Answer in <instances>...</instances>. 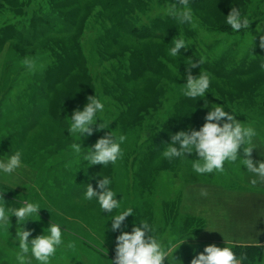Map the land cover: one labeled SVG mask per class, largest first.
<instances>
[{
    "label": "rangeland",
    "instance_id": "rangeland-1",
    "mask_svg": "<svg viewBox=\"0 0 264 264\" xmlns=\"http://www.w3.org/2000/svg\"><path fill=\"white\" fill-rule=\"evenodd\" d=\"M49 1H36L33 12H38L40 6L47 10ZM91 1H81L83 11ZM119 1V7H124L125 14L133 16L135 10L138 11L135 7L129 11L134 5L133 0ZM141 1L146 10L140 15L139 26L146 27L148 24L158 27L163 35L159 31L146 30L149 71L142 73L133 83H124L121 78L129 72L131 62L140 63L141 60L134 55L130 57V47L125 49V38L120 42L108 40L107 34L114 31L111 15H106L101 7L95 8L92 13L87 11L85 15L88 19L82 34L84 42L81 43L94 95L104 104L103 111L97 113L96 123L111 121L108 128L94 130L91 136L80 140L78 133L71 135L67 129L72 115L62 112L57 119L60 129L54 126L46 132L36 127L27 133L24 140L22 137L19 139L20 131L31 116L30 107H25L23 111L19 105L30 104L38 86L35 83L36 87L32 88L31 84L39 83L38 78H43L47 71H58L56 65L62 60L56 57L60 53L58 49L56 52L53 50L56 54L51 56L45 51H28L27 56L36 61L35 68L31 70L22 61L18 64L17 60H12L9 74L15 83L1 109L0 161L6 162L17 148L22 153V159L21 167L13 173L6 174L0 170V192H3L0 194L5 206L19 208L24 202L40 205L39 217H33L39 220H29L21 225L25 230L32 231L29 241L44 234L51 222L61 226L63 243L50 258V264H114L116 237L121 232H131L134 226H139L140 219L157 228V235L169 252V259L174 252L173 257L182 264H191L194 256L210 244L220 248L229 246L236 255H245L247 258L242 264L257 259L259 262L258 256H254L256 253L250 252L251 247L240 244L264 245V226L257 225L252 218L242 221L231 219L234 217L226 205L228 200L235 201L253 193L260 194L264 199V188L235 190V182L230 181L252 176L245 166L238 167L239 159L236 164L226 162L223 173L198 176L191 168L192 161L198 158L195 152L186 154L188 159L176 158L171 162L163 157L162 152L171 143L170 134H175L174 115L185 117V120L182 119L184 122L178 121L182 125L175 130H199L205 123L206 114L216 104L224 106L229 114L237 113L235 118L238 121L259 133L253 139L257 148L253 149L252 158L264 161V149L260 145L264 144V68L261 67L264 64V48L259 46L260 36L264 35V0H208V7L203 12L206 16L210 14L211 18L196 13L191 7L192 22L183 24L168 14V6L175 0ZM59 4L60 1L56 0L57 7ZM233 7L240 10L242 17L251 20L249 29L234 32L226 20L217 19L222 12L227 16ZM198 8L202 9L200 5ZM2 15L4 18L0 24L8 19L14 23L9 13ZM26 18L28 15L16 19L20 22H16L15 26L23 23L25 27L24 31L18 29L16 33L29 34L30 25ZM171 19L172 26L165 28L163 25ZM258 26L261 29L259 32ZM174 37L186 41L190 57L193 55L197 60L202 58L204 61L201 66L191 69L193 76H198L201 70L210 74V88L203 98L194 100L183 94V84L187 83V61L181 54L176 57L169 55ZM132 44L131 49L141 47L137 41ZM73 89L83 91L77 81V84L63 90V94ZM153 98L156 105L152 104V108L144 111V116L138 119L142 114L135 115L142 106L139 103L147 107ZM192 100L198 108L190 102L184 104ZM129 101L133 102L130 108ZM86 103L84 100L73 108L82 107L83 110ZM185 113L189 115L185 116ZM92 127L95 129L96 125ZM110 132L114 136H126L121 144L122 158L115 165L88 166L84 160L87 151ZM78 141L82 148L79 154L72 148V144ZM159 144L163 148L156 150ZM23 150H27L26 154ZM240 155L243 156L242 149ZM103 176L111 179V187L118 193L116 199L121 200L119 211L134 208V215L127 217L121 230L115 232L111 230L110 220L116 214L115 210L111 214L104 212L95 198L91 201L84 199L87 184H91L94 178L98 182ZM201 189L207 190V197L200 195ZM246 191L250 193L243 195ZM260 210L263 215L264 204H261ZM255 217L264 225V216ZM10 224L9 229L0 225V264H16L19 246L18 241L13 243L17 230L15 216L10 217ZM184 239L185 242L181 243ZM29 259L32 264H38L30 254ZM164 264H169L167 257Z\"/></svg>",
    "mask_w": 264,
    "mask_h": 264
},
{
    "label": "clouds",
    "instance_id": "clouds-1",
    "mask_svg": "<svg viewBox=\"0 0 264 264\" xmlns=\"http://www.w3.org/2000/svg\"><path fill=\"white\" fill-rule=\"evenodd\" d=\"M177 5H180L178 7ZM168 14L174 17L179 23H191L193 13L189 6V0H175L168 6ZM251 20L246 16L242 17L241 12L233 7L226 16V24L234 32L242 29H249ZM257 31H261L259 26ZM173 47L169 49V55L176 57L180 54L181 49L187 50L188 46L183 38L172 39ZM261 48H264V35L260 36ZM23 65L31 70L35 68L36 61L33 57L25 55L22 61ZM204 63L200 58L195 63L187 62L186 74L187 83L183 84L184 96L197 100L203 98L210 88V74L201 70L198 76H193L191 69L201 66ZM264 68V64L261 65ZM178 76V71H177ZM104 104L100 99L94 96L87 97V103L83 110L76 109L73 111L70 127L67 131L73 134H79L80 140L86 136H91L95 131L106 129L111 121L102 120L98 124L97 113L103 111ZM237 113L229 114L224 110V106L216 105L205 116V123L199 130L185 131L181 130L171 135V143L165 146L162 152L164 158L170 162L173 159H188L186 154L195 152L198 156L191 164L194 174L206 175L212 173H223L225 163L236 164L238 159L239 166H245L247 173L255 178L251 180L252 185L258 183L264 184V161H255L252 158L253 149L257 146L253 139L257 136L256 131L245 126L238 121L235 116ZM221 121H224L221 124ZM96 125L95 129L92 127ZM79 140V141H80ZM126 140V136H114L111 132L102 138H99L90 151L84 156V160L89 166L109 164L115 165L123 156L121 144ZM78 142L72 144L74 151L79 154L82 151L81 144ZM243 150V156L240 150ZM22 153L17 150L5 161H0V170L6 174L13 173L21 167ZM112 181L109 177L103 176L98 180L97 187L87 184L84 199L91 201L94 198L98 201L102 211L107 213L116 212L110 219L112 221L111 230H121L127 217L134 215L133 207L124 211H119L121 200H117V192L111 187ZM3 193V192H0ZM200 195L207 197L206 189H201ZM0 225L10 228V217L17 218L16 237L13 243L18 241L19 251L16 253V264H32L29 254L38 264H50V258L53 257L57 248L63 243L62 230L59 224L51 222L49 227L44 230V234L38 235L29 241L32 235L31 230H25L21 225L27 221H38L33 217H39L41 209L38 203L24 202L19 208L6 207L3 195L0 194ZM184 239L181 243L185 242ZM72 246V245H69ZM261 246V245H260ZM174 253V252H173ZM169 259V252L165 250L163 242L157 235V228L145 219H140L139 226H134L131 232H121L116 237L115 260L114 264H164L167 257L169 264L173 261L176 264H182L173 257ZM245 255L239 258L229 246L220 248L215 244L205 246L203 252H200L191 260V264H241V260L246 259Z\"/></svg>",
    "mask_w": 264,
    "mask_h": 264
},
{
    "label": "trees",
    "instance_id": "trees-1",
    "mask_svg": "<svg viewBox=\"0 0 264 264\" xmlns=\"http://www.w3.org/2000/svg\"><path fill=\"white\" fill-rule=\"evenodd\" d=\"M36 1L38 0H0V20L4 18L2 14L9 13L12 16V21L14 22L12 23L11 20L9 21L8 19L4 20L2 24H0V118L2 117L1 109L6 100L7 93L15 83V80L12 79L9 74V68L13 64L12 60H17V63L19 64L20 61H23L25 55H29L28 51L37 53L45 51L46 54L51 56L56 52V49H58L61 53H59L60 56L55 53L56 57H59V60H62L61 63L56 65L59 70H56L55 73L54 71L53 73H49V71H47L43 78H38L39 83H30L32 88H35L36 84L38 85L36 92H34L29 105L27 103V105H19L23 111L25 107H30L31 109L30 120L26 121L24 128L20 131L19 139L22 137L23 140L27 133L36 127L39 131L45 130L46 132L47 130L51 131L54 126H56V129H60L61 125L58 124L57 119H60L59 117L62 112H67L69 115H72L73 111L76 110L73 108V105L77 106L80 102L84 100L87 101L88 96H94L95 89L93 88L92 79H90L88 61L86 60L83 45L81 43L84 42L82 41V34L87 24L86 21L88 17L85 16L87 15V11L92 13L95 8L101 7V9L106 11V15H111L110 19H113L111 25L114 31L110 35L107 34L108 40L110 38V40L112 39V42H116L117 40L120 42L121 39L125 38V49L130 47V50L128 51V53L131 51L130 57L134 55L136 59L141 60L140 63L131 62L129 64V72L121 78L124 83H133L134 81H137L136 79L140 78L142 73L149 71L148 60L150 54L147 43L149 39L146 37V30H152L153 32L159 31L163 35L158 27L149 26L148 24L145 25L146 27H143L142 25L139 26V23L141 22L140 15L146 10V5H143L141 0L132 1L134 5H131V9H129V11L134 9V7L138 10H135L133 16L125 14L124 7H121L123 9L122 12V9L119 7V0H92L86 6L84 11L82 8V0H59L61 4H59L60 6L58 7L56 5V0H50L47 10H43L40 6L38 12H33V9H35L34 3ZM207 1L208 0H189V3L191 4L190 8L192 7L196 13L203 15V11L208 7L207 3L209 2ZM199 5L202 9L198 8ZM228 8H230V6ZM25 15H28V18L25 20L28 21L30 25H28L29 34L16 33L18 29H21L22 31L25 30L23 23L15 26L16 22H20L16 19H20ZM207 15L208 16L204 14V16L211 18L210 14ZM217 19L223 21L226 20V14L222 12ZM172 23L173 19H171L168 23H165L163 26L165 28H169L172 26ZM225 30L227 31V29ZM134 41L140 43L141 47L131 49V46H134L132 44ZM27 45L29 46L27 47ZM170 47H172V45ZM189 53V51L181 49L180 54L186 59L181 56L179 57L183 58L187 62H196L197 59L193 55L190 57ZM116 59L117 58L114 60ZM15 69L17 68L15 67ZM77 81L78 84L82 85L83 91L78 90L77 92L73 89L68 94H63V90L68 89L72 84H77ZM31 87L29 86L30 91ZM126 91H129V89ZM153 101L154 98L150 101V106L148 105L147 107L143 106L144 103H139L142 106L137 110L138 112L135 109V115L138 116L141 112L142 114L138 116V119L144 116V111H149V108H152L151 105L155 104ZM189 102L190 104L192 103L194 107H199L194 100L187 101L184 104L188 105ZM129 103L128 107L130 108L133 105V102L129 101ZM77 109L82 110V107ZM131 114H133V112ZM188 115V113H185V116ZM172 119L173 125L176 128L182 125V123H179L178 121L184 122L182 119L185 120V117L182 116L180 118L179 115H174ZM69 121L71 122V118ZM175 128L173 130L175 131L174 133L179 130H184V128H178L177 130H175ZM16 141L18 140L16 139ZM28 148L30 149L29 146ZM162 148L163 146L159 144L156 150H161ZM17 150L20 149L17 148ZM26 152L27 150L24 154H26ZM96 180L94 178L90 181L92 186L97 185ZM250 252H252V250ZM240 256L241 253L237 255L238 258ZM243 260H241V262ZM249 262L246 264H258V259L255 262Z\"/></svg>",
    "mask_w": 264,
    "mask_h": 264
},
{
    "label": "crops",
    "instance_id": "crops-1",
    "mask_svg": "<svg viewBox=\"0 0 264 264\" xmlns=\"http://www.w3.org/2000/svg\"><path fill=\"white\" fill-rule=\"evenodd\" d=\"M259 133H257L258 136ZM261 147L264 149V144H260ZM260 148V149H262ZM254 179L253 176L248 177V178H243V179H238V180H233L230 182H235L238 191H241V189H253V188H264V184H256V185H252L251 184V180ZM229 187V185H224L223 187ZM228 189H232V188H228ZM250 193L249 191L243 192V195ZM249 197L251 199H249ZM261 204H264V199L260 194L257 193H253L250 195H246L243 196L241 198L234 200H228L226 202V205L228 207V209L231 212V216L234 218H231L233 220H237V221H242V220H247L249 218H252L255 220L256 224L259 226H264L261 225L260 219L257 217H255V215H260V218L264 216V214L262 215L261 213ZM236 206V207H235ZM230 219V218H229ZM264 219V217H263ZM246 223V221H245ZM258 229H260L259 227H257ZM241 246H245V247H251L252 252L256 253L254 256H258L259 258V262L258 264H264V245H250V244H246V243H242L240 244ZM237 246V245H235ZM234 246V247H235ZM249 262V261H248ZM254 262V261H253ZM250 263V262H249ZM242 264V263H241Z\"/></svg>",
    "mask_w": 264,
    "mask_h": 264
}]
</instances>
